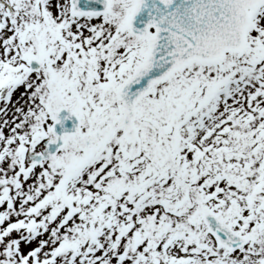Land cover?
<instances>
[{
	"label": "snow or ice",
	"instance_id": "6c2138e0",
	"mask_svg": "<svg viewBox=\"0 0 264 264\" xmlns=\"http://www.w3.org/2000/svg\"><path fill=\"white\" fill-rule=\"evenodd\" d=\"M0 264H264V0H0Z\"/></svg>",
	"mask_w": 264,
	"mask_h": 264
}]
</instances>
